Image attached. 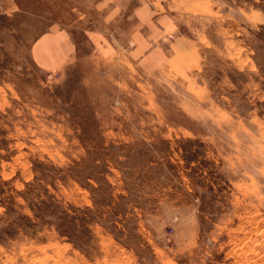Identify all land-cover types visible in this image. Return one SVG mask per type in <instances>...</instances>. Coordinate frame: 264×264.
I'll list each match as a JSON object with an SVG mask.
<instances>
[{
	"label": "rangeland",
	"instance_id": "1",
	"mask_svg": "<svg viewBox=\"0 0 264 264\" xmlns=\"http://www.w3.org/2000/svg\"><path fill=\"white\" fill-rule=\"evenodd\" d=\"M103 1L0 0V264H264V0H129L178 18L145 63Z\"/></svg>",
	"mask_w": 264,
	"mask_h": 264
},
{
	"label": "crops",
	"instance_id": "2",
	"mask_svg": "<svg viewBox=\"0 0 264 264\" xmlns=\"http://www.w3.org/2000/svg\"><path fill=\"white\" fill-rule=\"evenodd\" d=\"M117 0H104L102 2V10L104 12H114L109 9H113V5L109 3H116ZM155 2H149L145 5V2L136 8V10H130L129 0L126 3H121L120 5L115 4V12L112 13L115 17V21H122V31L125 32H134L135 35H132L137 41V44L133 50H131V55L134 56L135 61L139 63L150 62L154 57V53L161 49L162 43L160 39L162 35L159 32H162V22L164 24H175V28L178 27L177 23L178 18L175 15L171 14V8H164L163 10L154 4ZM161 7H165V3H160ZM157 7V8H154ZM109 7V9H106ZM94 15H90L89 20H80L76 26L66 25L59 28H51L42 36L41 41L36 46L35 54L36 58L42 62H45L50 68H61L63 65L68 64L73 60V56L79 50L78 42L75 41L74 37L78 34L77 30L82 29V32L79 34H84L90 42H104V45L107 46L109 41H107V35L99 32V39L95 38L96 30H92L91 27L94 25L93 20ZM134 20V29H131L129 24L131 20ZM89 23L90 28L84 27L83 25ZM87 26V25H85ZM158 29H157V28ZM74 28V30H72ZM166 28V26H165ZM157 32L153 37L147 36V32ZM143 33V34H142ZM93 38L95 41H93ZM158 39L157 40H155ZM102 45V44H101ZM97 48V47H96Z\"/></svg>",
	"mask_w": 264,
	"mask_h": 264
}]
</instances>
